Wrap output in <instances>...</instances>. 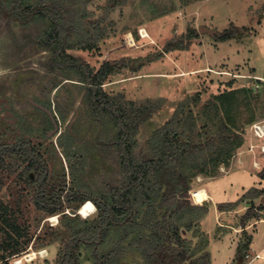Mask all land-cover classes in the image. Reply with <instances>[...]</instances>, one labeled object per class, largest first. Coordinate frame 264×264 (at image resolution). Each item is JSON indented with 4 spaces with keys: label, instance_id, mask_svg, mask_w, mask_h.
Segmentation results:
<instances>
[{
    "label": "rangeland",
    "instance_id": "1",
    "mask_svg": "<svg viewBox=\"0 0 264 264\" xmlns=\"http://www.w3.org/2000/svg\"><path fill=\"white\" fill-rule=\"evenodd\" d=\"M19 1L30 7V16L17 11ZM41 1L0 0V142L12 144L30 138L40 147L57 177L63 171L69 172L60 140L71 126L75 144L89 156L85 170L76 176L78 190L90 193L118 188L124 176L116 168L118 155L113 140L103 137L100 119L92 122L93 117L85 113V92L76 86L81 84L79 71L69 67L62 55L72 56L73 63L83 67L82 75L95 73L109 62L116 70L103 86L108 95H123L127 101L138 103L163 101L151 124L141 127L137 157L147 151L146 142L153 130L177 112L184 115L179 114L181 122L188 118L186 126L193 137L219 129L222 121L238 127L243 138L241 147L224 166L214 171L208 167L207 172L196 175L191 187L193 194L207 186L213 203L239 201V205L234 210L218 209L214 214L212 205L209 208L204 203L212 209L203 219L204 226L201 221L192 231H183L194 246L207 239L206 251L212 253L214 264H247L253 260V264H264V207L261 220L252 222L246 231L241 230V219L247 210L264 206L261 197L242 201L244 194L254 188L264 191V181L259 176L264 170V139L252 133L254 124L264 125V0H47L61 12L68 42L74 45L66 52L63 41L42 48L50 24L36 15ZM201 27L215 30L220 36L201 34ZM232 27L240 28L242 35L221 41V35ZM193 29L198 34L189 38ZM142 30L148 37H143ZM99 34L102 35L97 38ZM130 34L132 42L128 39ZM170 44L178 46L170 48ZM53 84L58 85L49 93ZM235 91V99L229 102L230 111L221 105L219 108L218 97ZM48 100L52 109L60 107L66 113L64 121L54 111L58 130L44 127L45 118L38 110L49 108ZM229 116L234 118L229 120ZM98 143L111 153L106 157L102 153L96 155ZM103 161L111 166L105 167ZM33 197L34 189L18 182L16 175L5 174L0 201L13 207L17 202L21 204L20 222L29 226L27 233L34 240L22 256L0 264H59L64 236L60 230L50 231V227L60 226V215L51 219L53 216L37 210ZM73 206L76 213L72 216L78 218H87L94 209L92 203ZM67 207L65 203V213L70 214ZM225 224L239 232L224 227ZM250 237L252 242L247 246ZM260 251L261 258L257 259ZM33 252L36 259L26 260ZM93 255L94 250L84 248L82 264H94Z\"/></svg>",
    "mask_w": 264,
    "mask_h": 264
},
{
    "label": "trees",
    "instance_id": "2",
    "mask_svg": "<svg viewBox=\"0 0 264 264\" xmlns=\"http://www.w3.org/2000/svg\"><path fill=\"white\" fill-rule=\"evenodd\" d=\"M41 3L42 7L36 15L50 24L42 39V48H51L56 42L63 41L64 52L66 48L73 49L74 45L68 42L69 33L59 9L48 4L47 0ZM16 9L21 15L30 16V7L22 6L20 1ZM93 23L90 22L91 25ZM197 34L198 31L193 29L188 36L191 38ZM241 35L240 28L232 27L219 39L229 41ZM175 45L170 44L169 47ZM57 57L61 55L57 54ZM62 57L69 67L79 71L81 84L74 85L85 92V113L93 117L92 122L100 119L103 137L110 136L113 140V149L118 155L116 168L124 180L118 188L110 191L96 189L90 193L80 192L75 186L76 176L85 170L89 156L75 144L73 129L69 126L68 132L60 140L68 163L67 174L63 171L61 176H53L40 147L34 145L30 138L12 144L0 142V186L5 174L7 177L16 175L18 182L34 189L33 200L37 210L47 216L60 215V226L50 227V231L60 230L64 236L59 264H82L84 248L94 250V264H211V255L206 251L207 239L194 246L184 236L183 230L190 232L200 226L209 213L207 204L193 202L191 185L196 175L207 172L208 167L214 171L216 167L224 166L226 160L241 147L243 138L238 127H230L222 121L219 129L193 137L186 126L188 118H183L181 122L179 114L184 115L177 112L153 130L146 142L147 151L137 157L135 151L141 127L151 124L163 101L158 99L138 103L127 101L123 95L110 96L103 86L116 70L113 64L106 62L97 72L82 75L80 71L83 67L73 63L75 59L72 56L63 53ZM57 85L53 84L49 93ZM236 92L219 96L218 107L221 105L229 112V102H233ZM51 105L48 100V110L39 107L38 110L45 118L44 127L58 130V119L54 113H58L64 121L67 116L60 107L55 111ZM233 118L229 116V120ZM47 136L48 133L45 134ZM95 146L96 155L102 153L106 157L105 154L111 153L101 149L99 143ZM103 164L105 167L111 166L104 161ZM259 176L264 181V170ZM263 194V190L254 188L244 194L242 201L264 198ZM65 203L71 210L70 214L65 213ZM86 203L93 204V213L87 218L73 217L76 213L73 205L81 207ZM239 203L221 204L218 209L222 212L234 210ZM263 207V204L260 209L250 207L241 219V229L245 230L252 222L260 221ZM20 212L22 214L23 210L18 202L13 207L0 201V263L22 256L34 240L27 233L29 226L20 222ZM251 242L252 237L247 246ZM107 246L111 247L108 249Z\"/></svg>",
    "mask_w": 264,
    "mask_h": 264
},
{
    "label": "bare ground",
    "instance_id": "3",
    "mask_svg": "<svg viewBox=\"0 0 264 264\" xmlns=\"http://www.w3.org/2000/svg\"><path fill=\"white\" fill-rule=\"evenodd\" d=\"M142 33H143V37H148V34L146 33V31L145 30H142ZM132 34H130L129 35V37H128V39H129V41H131L132 42ZM208 193L209 192H207L206 191V189H204V188H201V189H197L196 191H194L193 192V196H194V198H195V202L197 203V204H203L206 200H208L209 199V195H208ZM91 211H93V209L92 210H90V212ZM56 217L55 216H53L51 219H55ZM36 253L35 252H33L32 254H30V255H28L27 257H26V260L27 259H29L30 261L31 260H33V259H36L35 257H36ZM28 260V261H29ZM20 261V260H19ZM22 263V261H20V262H18V264H21Z\"/></svg>",
    "mask_w": 264,
    "mask_h": 264
},
{
    "label": "crops",
    "instance_id": "4",
    "mask_svg": "<svg viewBox=\"0 0 264 264\" xmlns=\"http://www.w3.org/2000/svg\"><path fill=\"white\" fill-rule=\"evenodd\" d=\"M209 178H210V177H209ZM207 179H208V178H207ZM199 181H201V180H199ZM204 183H205V182H204ZM200 188H204V189H206L207 192H209L208 195H209L210 197H209V199L206 200L204 203H208V204H209V205H208L209 208H210V206L212 205V207H213L212 209H213L214 214H215V211H216V210L218 211V206L221 205V204H219V203H218V204L213 203V195H212L210 189H209L207 186L204 185V186H202V187H200ZM200 188H198V189H200ZM196 190H197V189H196ZM248 191H249V190H248ZM204 203H203V204H204ZM211 203H212V204H211ZM196 204H197V203H196ZM203 204H202V205H203ZM198 205H199V204H198ZM212 209H209V214H210V212H212ZM205 218H206V217H205ZM205 218H204V219H205ZM203 221H204V220H202V222H203ZM254 224H255V223H254ZM254 224H253V225H254ZM202 226H204V222L202 223ZM224 227L229 228V229H232V228H233L235 232L238 231V230H237L238 228H235V227H232V226H228V225H226V224H225ZM249 227H251V225H250ZM249 227H248V228H249ZM248 228H246V229H248ZM246 229H245V231H246ZM241 230H244V229H241ZM238 232H239V231H238ZM263 250H264V249H262V251H263ZM208 252H209L210 255H211V264H214V257L212 256V253H211L209 250H208ZM249 254H250V253H249ZM256 256H259L258 258H261V251H260V253L256 254ZM212 257H213V258H212ZM250 257H252V256L250 255ZM258 258H257V259H258ZM255 259H256V258H255ZM253 261H254V260H253ZM253 261H252V262H248L247 264H253ZM241 263H242V264H245V263L242 262V261H240L238 264H241Z\"/></svg>",
    "mask_w": 264,
    "mask_h": 264
},
{
    "label": "built area",
    "instance_id": "5",
    "mask_svg": "<svg viewBox=\"0 0 264 264\" xmlns=\"http://www.w3.org/2000/svg\"><path fill=\"white\" fill-rule=\"evenodd\" d=\"M252 130H253V135L256 137V138H258V139H260V140H262V139H264V125H262V124H254L253 126H252ZM262 151L264 152V145L262 146ZM192 198H193V200L195 201V198H194V196H193V194H192ZM196 203V202H195ZM247 258H250V256L249 255H247L246 256ZM257 258L259 257V256H256Z\"/></svg>",
    "mask_w": 264,
    "mask_h": 264
},
{
    "label": "water",
    "instance_id": "6",
    "mask_svg": "<svg viewBox=\"0 0 264 264\" xmlns=\"http://www.w3.org/2000/svg\"><path fill=\"white\" fill-rule=\"evenodd\" d=\"M200 33L201 34H208V35H210L212 37H219L220 36V34L217 31L208 29L206 27H201L200 28Z\"/></svg>",
    "mask_w": 264,
    "mask_h": 264
},
{
    "label": "flooded vegetation",
    "instance_id": "7",
    "mask_svg": "<svg viewBox=\"0 0 264 264\" xmlns=\"http://www.w3.org/2000/svg\"><path fill=\"white\" fill-rule=\"evenodd\" d=\"M91 212L89 211L88 213H87V215L86 216H88V214H90Z\"/></svg>",
    "mask_w": 264,
    "mask_h": 264
}]
</instances>
